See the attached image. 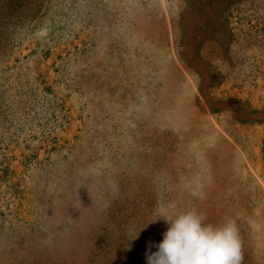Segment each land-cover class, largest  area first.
I'll return each instance as SVG.
<instances>
[{"label":"rangeland","instance_id":"1","mask_svg":"<svg viewBox=\"0 0 264 264\" xmlns=\"http://www.w3.org/2000/svg\"><path fill=\"white\" fill-rule=\"evenodd\" d=\"M188 210L264 264V0H0V264H147Z\"/></svg>","mask_w":264,"mask_h":264},{"label":"clouds","instance_id":"2","mask_svg":"<svg viewBox=\"0 0 264 264\" xmlns=\"http://www.w3.org/2000/svg\"><path fill=\"white\" fill-rule=\"evenodd\" d=\"M162 216L168 228L155 245L157 251L149 245L147 264H242V241L234 220L213 225L196 210Z\"/></svg>","mask_w":264,"mask_h":264}]
</instances>
